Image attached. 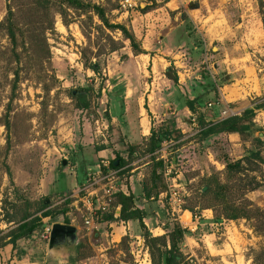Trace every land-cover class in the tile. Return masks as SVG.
Masks as SVG:
<instances>
[{
  "label": "rangeland",
  "instance_id": "374dc122",
  "mask_svg": "<svg viewBox=\"0 0 264 264\" xmlns=\"http://www.w3.org/2000/svg\"><path fill=\"white\" fill-rule=\"evenodd\" d=\"M93 2L106 8L111 22L125 24L151 55L165 53L168 66L177 76V81L170 78L178 88L175 99L195 98L194 109L205 122L220 120L226 107L237 113L254 108V130L247 139L234 133L204 138L198 132L187 137L181 133L178 139H170L171 143L162 140L155 152L162 162L159 172L163 188L179 184L185 209L199 217L188 222L197 227L186 230L180 240L186 264H252V250L264 244V235L254 230L252 221H214L213 209L201 206L215 202L211 191L202 194L207 189L206 178L217 173L226 181L225 159L259 151L260 161L247 162L245 167L263 184L249 191L247 197L264 208V106L256 107L264 102V26L257 0H172L167 4L166 0H142L143 7L151 8L130 15L118 10L119 0ZM6 12V0H0V20ZM68 14L74 17L68 25L57 13L51 29L45 30L46 18L37 15L35 25L23 28L24 35L18 36L15 46L0 28V235L17 224L24 208L34 209L24 205L25 200L34 204L43 201L47 209L56 208L53 216L42 218L39 227L15 246L0 245V264H152L137 219L129 223L110 219L97 223L88 233L72 203V195L91 175L103 170L101 159L107 157H98V147H112L114 154L119 153L126 161L125 168L150 159L142 153V140L131 153L137 163L128 165V149L119 144L123 142L119 122L130 123L129 114H136L137 99L147 87L133 77L135 66L146 57L138 56L131 66L126 43L108 52L111 41L107 34L124 41L120 31L103 27L94 14L71 10ZM85 61L98 62L99 73L85 66ZM14 72L18 74L16 81ZM145 75L154 80L147 72ZM165 82L157 77L152 87L160 95L166 94L170 87ZM73 90L75 96L85 97L87 107H76L79 96L73 97ZM126 91L129 97L124 99ZM142 126L147 132L145 118ZM163 160L174 164L171 176L179 171L174 180L164 175ZM148 170L146 165L129 174L137 188L133 203L147 212L143 222L156 236L162 232L159 227L165 233L180 222L177 215L170 214L165 199L142 194ZM129 174L116 175L118 188ZM66 200L68 210L62 213ZM67 216L69 224L77 227V241L50 249L52 224L63 223ZM183 218L189 219L190 214L184 213ZM78 253L81 257L69 263Z\"/></svg>",
  "mask_w": 264,
  "mask_h": 264
},
{
  "label": "trees",
  "instance_id": "16d2710c",
  "mask_svg": "<svg viewBox=\"0 0 264 264\" xmlns=\"http://www.w3.org/2000/svg\"><path fill=\"white\" fill-rule=\"evenodd\" d=\"M6 0V15L0 20V28L4 29L10 43L15 46L17 44L18 36L24 35V27H32L35 25V17L41 14L46 18L44 23L48 26H43L42 29H51L55 14H59L62 17V21L65 25L73 20L74 17L68 14V11H75L78 14L83 13L86 15H96L102 23L103 27L109 30H118L121 32L124 41L113 40L108 34L107 38L110 39L111 45L108 52L119 50L125 46L130 47L133 54L146 53L144 48L136 40L135 35L127 28V26L120 22H111L106 16V8L93 0ZM169 0H166V2ZM154 3V2H153ZM259 13L264 26V0H257ZM151 8V5L138 8L142 12H146ZM69 15V16H68ZM38 21V20H37ZM44 25V24H43ZM102 26H97L102 30ZM98 53V52H97ZM97 55V54H96ZM84 65L90 68L93 72L99 73L100 65L98 62H84ZM172 67L169 66L165 70V75L171 78L173 81H177V76L172 72ZM15 79L17 80L18 74L14 72ZM83 90V89H82ZM72 94V93H71ZM73 97L77 98L78 102L76 107L85 108L88 106L84 96L80 94ZM193 99H187L186 105L189 109L194 110L195 101ZM264 102L256 105V107H263ZM254 113V108L245 109L238 115H231L222 118L217 121L205 122L202 117L198 118L200 130L198 134L204 138L211 134L219 133H234L240 135L241 139H247L248 136L253 134L251 117ZM7 127L9 122L6 120L4 123ZM176 136V130L166 125H161L158 130H151V134L145 146L142 150L143 154L150 155V159L147 160L149 167L148 176L144 181V195L147 198L157 197L159 192L163 191V179L162 174L159 172V168L162 166L161 160H158L155 152L160 147V142L163 139H170ZM129 151L130 158L132 160L131 153L135 152L137 145L130 146ZM120 159L118 165H114V161ZM261 156L259 151L250 152L235 160L225 159V169L227 172L226 181H223L219 174L214 173L206 178L207 189L202 193L206 194L211 191L214 204L208 206H201V208H212L214 221L222 220H237L244 218L252 221V227L254 230L264 235V208L255 204L247 193L249 191L258 189L262 186L263 181L255 174H249L246 163L251 161H260ZM126 161L120 154H116L110 160V166L115 169L121 168ZM146 162V161H145ZM125 168V169H129ZM124 169V170H125ZM122 171L125 172V171ZM232 178L233 182L229 183L228 180ZM24 205L33 206L34 209L24 208L17 224L9 228L6 232L0 235V245L12 244L15 246L17 241L21 238L31 235L40 225L41 219L44 217H51L56 212V208H46L47 204L43 201L34 204L29 200L24 201ZM69 200H66L62 204L61 212L66 213L68 210ZM121 205L120 215L116 218L123 221L137 219L140 222L142 229L141 236L144 239L145 246L148 248L152 264H186L187 256L182 252L180 248V240L183 237L186 229H183L178 223H174L171 230L161 235H152L143 222V218L147 216V212L140 207H137L133 203V195L125 194L122 191L116 192L114 195L113 208L110 214L106 216L107 219H115L114 211L116 206ZM184 208H187L184 206ZM9 219L8 221H12ZM65 223H69L68 216L64 218ZM82 245V244H80ZM80 246L76 248V252L79 251ZM81 257L80 253L70 258L69 263L77 261ZM72 264V263H71ZM252 264H264V244L258 249L252 250Z\"/></svg>",
  "mask_w": 264,
  "mask_h": 264
},
{
  "label": "crops",
  "instance_id": "0c3cea01",
  "mask_svg": "<svg viewBox=\"0 0 264 264\" xmlns=\"http://www.w3.org/2000/svg\"><path fill=\"white\" fill-rule=\"evenodd\" d=\"M171 1L172 0L167 1L166 4L171 2ZM161 40H162V38H161ZM142 48H144V47L142 46ZM157 50H159V49H157ZM165 50L168 53L171 51V49H165ZM128 51H131V49L127 50L128 55H131V57H132V58H130V56H129V61H128L129 64H131V66L134 65V63H133L134 60H138V56L142 55V56L146 57V58H144L143 62H141V64L139 66H135L136 74H134L133 77L140 82H145L147 87L144 90V92H141L142 95H140L137 99L138 109L136 111V114H129L130 123L125 124L123 122V124H122L119 122V125L121 127L120 133L123 137V142H120L119 144H122V147H126V149H128V153H129V151L131 149L130 146H135L139 143L147 141V139L149 138V136L151 134V130L152 129L158 130V128L161 125H166L170 128H173L174 130H176V136H178V137H179V134H181V133H183L184 136L187 137V136H190L192 133L195 134V133L199 132L200 125L198 123V118L200 116H198L197 111L195 109L194 110L189 109V107L186 105L187 99L184 98L181 101L179 98L175 99L176 97L174 95V91L177 90L178 88L175 85H173V82L171 81V79L165 75V70L167 67H169L168 66L169 62L167 61V59L164 56L165 53L163 52V55H151V53L147 52L146 50H145L146 53H139V54H133L132 51H131V53ZM160 52H162V51L160 50ZM145 71L148 73V77L152 76V80L154 78L153 81L149 80V78L146 77ZM133 77L131 76V78H130L131 82H133L132 81L134 79ZM157 77L162 79V81H164V82L166 81L165 83H167L168 86L170 87V90H169L170 92L167 91L168 93L160 95L156 90H154V87H152V84H154ZM171 82H172V87H171ZM129 89L130 88H128V90ZM169 93L173 94V96H169ZM128 97H129V94L126 91V95H124V99H127ZM188 99H193V98L188 97ZM124 101H129V100H124ZM220 101L223 103V99L220 98ZM209 103H211V102H209ZM211 105H212V103H211ZM145 106H147L148 109ZM223 109H229L232 113L227 114V115H222L220 119L231 116V115H238L241 113V112L237 113L232 108L226 107ZM222 110H221V113H222ZM128 111L129 110L127 108L124 109L125 116H128ZM144 118L146 119V123H147V132H144V128L142 126V122H143ZM178 137H173L170 139H178ZM118 140H120V139H117L115 141L116 144L119 142ZM142 140H144V141H142ZM190 140L191 139H189L188 143L191 142ZM123 144H124V146H123ZM97 149H98V151H97L98 157H100V158L101 157H107L109 159V161L113 157H115V155L117 154V152L114 154V150L112 147L100 146ZM119 161H120V159H119ZM134 163H137V161L131 160L130 163H128V165H131ZM148 163L149 162L146 161L142 164H137L134 167L130 166L129 169H125V166L123 165L121 168L118 169L117 174H119V172L122 173V171L124 169H125L124 170L125 172H123V173H126V174L133 173L134 171H136L138 169H142ZM102 169H104V168H102ZM139 174H141V171H139ZM133 181L134 180H132V175L129 174L128 177L126 178V182L123 183V187L121 189L118 188L117 192L122 191L125 194H129V193L132 195L135 194L136 193L135 191L137 188L133 185ZM144 181H145V179H144ZM142 194H144V186L142 188ZM119 205L120 204H118L116 206V208ZM112 208H113V206L111 207V211H112ZM116 208H115V210H116ZM185 211L188 212L189 214H192V212L187 210V209H185ZM110 213L111 212H109L108 214H110ZM114 217L115 218L118 217L115 215V211H114ZM106 220L107 221L105 223H108V221L110 219L106 218ZM124 222L129 223L130 220L124 221ZM63 223H65V222L63 221ZM67 224H69V223H67ZM144 224H145V222H144ZM180 226H181V223H180ZM146 227H147V225H146ZM156 228L157 227H155V229ZM147 229L150 232L152 231L151 228L147 227ZM159 229L162 232L157 233L158 235H160L161 233L164 232L162 228L159 227ZM187 231H190V230H187Z\"/></svg>",
  "mask_w": 264,
  "mask_h": 264
},
{
  "label": "built area",
  "instance_id": "2783aa9c",
  "mask_svg": "<svg viewBox=\"0 0 264 264\" xmlns=\"http://www.w3.org/2000/svg\"><path fill=\"white\" fill-rule=\"evenodd\" d=\"M142 0H119L118 10L125 15H130V13L137 11ZM211 105V103H208ZM232 113L229 109H223L222 115H227ZM171 143L170 139L168 140ZM162 150V149H161ZM164 158V155H161ZM102 168L91 175V177L72 195L73 205L76 211L79 213L84 227L87 228L88 233L92 229L97 228V223H105L106 215L111 212V207L114 201V195L118 191L116 184V175L118 169L112 168L110 166V161L108 158L101 159ZM165 164L164 175L167 179L174 180L178 176L179 171H174L175 175L171 176V171L173 168V163ZM177 186H169L167 189L159 193V199H165L168 205V209L171 215H177L181 226L192 231L196 225L191 226L188 222H192L193 219L198 221V216L196 213L190 214L189 219L183 218V214L186 212L184 208V198L183 194ZM49 228H46V232L49 233Z\"/></svg>",
  "mask_w": 264,
  "mask_h": 264
},
{
  "label": "water",
  "instance_id": "95a60500",
  "mask_svg": "<svg viewBox=\"0 0 264 264\" xmlns=\"http://www.w3.org/2000/svg\"><path fill=\"white\" fill-rule=\"evenodd\" d=\"M140 7H143V2L140 3ZM76 90H73L72 93L75 94ZM119 162V159L114 161L116 166ZM205 189V187L203 188ZM121 212V205H119L115 210V215L119 216ZM77 241V227L72 224L55 222L51 226L48 247L53 249L57 245H72Z\"/></svg>",
  "mask_w": 264,
  "mask_h": 264
},
{
  "label": "flooded vegetation",
  "instance_id": "af4514ba",
  "mask_svg": "<svg viewBox=\"0 0 264 264\" xmlns=\"http://www.w3.org/2000/svg\"><path fill=\"white\" fill-rule=\"evenodd\" d=\"M65 244H63V245H57V246H55V247H53V249H55V248H57V247H60V246H64Z\"/></svg>",
  "mask_w": 264,
  "mask_h": 264
},
{
  "label": "bare ground",
  "instance_id": "6f19581e",
  "mask_svg": "<svg viewBox=\"0 0 264 264\" xmlns=\"http://www.w3.org/2000/svg\"><path fill=\"white\" fill-rule=\"evenodd\" d=\"M61 26L63 27V25H61ZM61 26H60V27H61ZM185 213H186V212H185Z\"/></svg>",
  "mask_w": 264,
  "mask_h": 264
}]
</instances>
